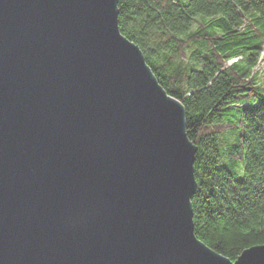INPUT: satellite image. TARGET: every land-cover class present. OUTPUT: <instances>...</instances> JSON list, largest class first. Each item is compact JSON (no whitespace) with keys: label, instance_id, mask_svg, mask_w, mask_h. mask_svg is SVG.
<instances>
[{"label":"water","instance_id":"water-1","mask_svg":"<svg viewBox=\"0 0 264 264\" xmlns=\"http://www.w3.org/2000/svg\"><path fill=\"white\" fill-rule=\"evenodd\" d=\"M118 0H0V264H264L194 232L183 104Z\"/></svg>","mask_w":264,"mask_h":264},{"label":"trees","instance_id":"trees-1","mask_svg":"<svg viewBox=\"0 0 264 264\" xmlns=\"http://www.w3.org/2000/svg\"><path fill=\"white\" fill-rule=\"evenodd\" d=\"M117 9L120 32L185 108L195 235L235 261L264 245V0H118Z\"/></svg>","mask_w":264,"mask_h":264},{"label":"rangeland","instance_id":"rangeland-1","mask_svg":"<svg viewBox=\"0 0 264 264\" xmlns=\"http://www.w3.org/2000/svg\"><path fill=\"white\" fill-rule=\"evenodd\" d=\"M262 61H263V62H262ZM262 61H261L262 63H261V66H260V67H262V66H263L264 60H262Z\"/></svg>","mask_w":264,"mask_h":264}]
</instances>
